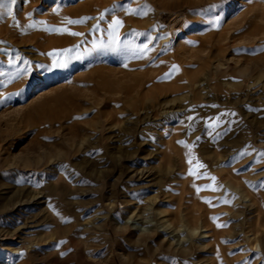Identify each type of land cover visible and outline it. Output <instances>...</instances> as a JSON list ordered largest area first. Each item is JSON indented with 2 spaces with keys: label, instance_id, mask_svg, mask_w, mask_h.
I'll return each instance as SVG.
<instances>
[{
  "label": "rangeland",
  "instance_id": "1",
  "mask_svg": "<svg viewBox=\"0 0 264 264\" xmlns=\"http://www.w3.org/2000/svg\"><path fill=\"white\" fill-rule=\"evenodd\" d=\"M5 4L0 264H264V0Z\"/></svg>",
  "mask_w": 264,
  "mask_h": 264
},
{
  "label": "snow or ice",
  "instance_id": "2",
  "mask_svg": "<svg viewBox=\"0 0 264 264\" xmlns=\"http://www.w3.org/2000/svg\"><path fill=\"white\" fill-rule=\"evenodd\" d=\"M5 6H6V4H5V0H0V8H4ZM81 22H82V21H81ZM67 23L71 24V23H77V22L69 20V21H67ZM120 25H121V22H120L119 20H113V21H112V27H113L114 29H115L116 27L120 26ZM57 31H66V29H59V30H57ZM69 34H71V35H78L77 33H69ZM114 42H115V43H118V42H119V38L116 37V39H115ZM146 49H147V45H145L144 48L141 49L140 51L143 52V51H145ZM54 55H55L56 58H55V60H54L53 66H54V67H64V66H65V63H66L65 60H64V58H63L59 53H56V54H54ZM172 69L175 70V71H178V67L175 66V65L172 66ZM166 75H167V74H166ZM188 162H189V164L192 163L191 160H189ZM197 166H198V167H201V168L204 167L202 164H198ZM189 174H190V175H193V172L190 170ZM205 178H208V179L212 180L213 182L215 181V178H214V177H205ZM201 190H202V189H197V191H201ZM208 190H216V189L211 188V186H209V189H208ZM205 202L211 204L210 201H205Z\"/></svg>",
  "mask_w": 264,
  "mask_h": 264
}]
</instances>
